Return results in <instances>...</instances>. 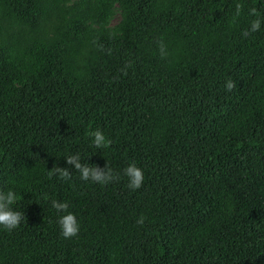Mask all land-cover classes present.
<instances>
[{
  "label": "trees",
  "instance_id": "1",
  "mask_svg": "<svg viewBox=\"0 0 264 264\" xmlns=\"http://www.w3.org/2000/svg\"><path fill=\"white\" fill-rule=\"evenodd\" d=\"M74 154L113 179H81ZM9 189L0 264H264V0H0Z\"/></svg>",
  "mask_w": 264,
  "mask_h": 264
},
{
  "label": "clouds",
  "instance_id": "2",
  "mask_svg": "<svg viewBox=\"0 0 264 264\" xmlns=\"http://www.w3.org/2000/svg\"><path fill=\"white\" fill-rule=\"evenodd\" d=\"M240 5L237 4V11L240 9ZM252 13H256V10L253 8L250 10ZM258 16L259 14L256 13ZM261 24L260 19H253L250 21L249 31H256ZM247 31L244 32V35H247ZM225 88L231 89L233 87V81L228 79L225 81ZM88 135L91 137V144L96 147H104L109 141L106 135L99 129H93L88 132ZM66 163L74 167L79 171L81 179L92 180L100 183H107L109 180L113 179V174L111 170L100 169L97 166L89 164H81L79 162L78 155H71L65 157ZM60 175L66 177L68 175L67 168H59ZM124 175L128 178V187L135 189L140 187L144 174L140 167L135 163L128 164L123 169ZM18 197L16 193L9 189L7 192L0 193V228L4 230L14 229L22 219V213L18 210H14L12 205ZM51 204L54 208L58 210H66L68 205L65 202H58L55 199L51 201ZM58 224L60 227L61 234L64 237L73 236L78 232L79 224L77 219L71 211H64L63 215L58 217Z\"/></svg>",
  "mask_w": 264,
  "mask_h": 264
}]
</instances>
